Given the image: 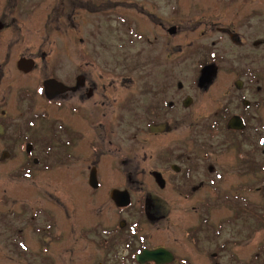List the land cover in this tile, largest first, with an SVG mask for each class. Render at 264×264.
Segmentation results:
<instances>
[{
  "label": "flooded vegetation",
  "instance_id": "obj_1",
  "mask_svg": "<svg viewBox=\"0 0 264 264\" xmlns=\"http://www.w3.org/2000/svg\"><path fill=\"white\" fill-rule=\"evenodd\" d=\"M124 1L53 0L48 11L47 0H0V225L4 226L0 232L6 234L10 260L24 258L26 264H59L48 256L49 248L64 243V231L69 227L74 245L70 261L64 264H157L141 259L145 252L160 249L172 255L165 256L164 264H195L190 254H180L178 241L170 245L154 243L171 212V203L164 194L168 190L190 198L199 188L192 181L199 167H204L207 176L204 184L214 189L211 197L201 199L198 209L204 214L219 204L230 203V209L264 212L260 203L263 198H256L261 206H255L244 194L253 188L250 184L249 188L240 186L234 202L226 199L232 197L224 193L222 182H218L221 166L212 156L208 157L213 146L207 143L195 145L193 154L179 155L176 162L172 146L158 150L155 159L166 167L149 170V192L137 187L138 181L126 174L124 167L130 159L123 147L122 126L128 115L140 121V101L134 96L143 90L142 66L136 67V78H127L123 72H112L110 65L94 63L91 52L80 45L87 43L88 34L94 40L100 24L95 16L110 17L118 3L127 5ZM170 1V18L178 22L168 28V46L189 28L183 26L185 19L202 22L210 7L218 18L234 13V22L227 21L230 24H218L215 30L200 33L198 43L185 52L203 55L199 70L211 66L217 71L225 66L234 70V104L228 99L227 104L210 112L205 117L215 120L210 128L209 124L205 127L210 134L226 130L222 145L234 148V161L246 165L242 177L251 175L257 179L244 182H257L255 187L264 196V0H214L212 4L203 0L192 4ZM129 5L139 14L147 13L143 3ZM157 8L155 1L149 11L151 24H156ZM87 18L85 25L83 20ZM61 28L65 32L57 46H48L46 36L50 39L53 33L62 34ZM172 28L176 30L174 34L169 33ZM208 32L215 37L209 45L214 59L209 62L204 58L208 45L205 39L202 41ZM77 36L82 38L78 46ZM227 47L234 49V57L228 58ZM66 53H72L78 61L67 62ZM171 61L167 64L169 70L174 66ZM127 81L134 84V93H126ZM203 90L207 92L206 87ZM145 93L153 92L146 88ZM173 106L172 102L158 100L144 106L142 115L151 120L147 125L149 133L152 126L174 121V117H166ZM186 111L184 114L196 113ZM233 118L234 129L230 130L228 125ZM145 133L137 127L130 139L143 148L149 144L147 138L154 135L147 133L142 139ZM106 156L113 157L114 174L110 176L106 175ZM155 172L161 174L163 187L156 183ZM63 180L72 183L69 191L63 192ZM47 181L60 190H44ZM10 184L14 185L12 189ZM141 189L143 192L136 194ZM114 190L128 191L130 206L118 207L111 197ZM199 229L202 237L203 227ZM208 229L210 233L202 239H214L216 245L213 250L202 245L200 264H234V239L218 245L223 226ZM186 241L189 243V239ZM43 245L41 250L39 246ZM34 255L40 260L34 261Z\"/></svg>",
  "mask_w": 264,
  "mask_h": 264
},
{
  "label": "rangeland",
  "instance_id": "obj_2",
  "mask_svg": "<svg viewBox=\"0 0 264 264\" xmlns=\"http://www.w3.org/2000/svg\"><path fill=\"white\" fill-rule=\"evenodd\" d=\"M155 1L158 5L157 17L155 18L156 24H151L149 11ZM178 1L175 0L173 4L178 3ZM193 1L197 2L198 0H182L181 2L192 4ZM212 1L214 0H203V3L212 4ZM52 2L53 0H47L46 8L48 11L52 6ZM130 2L143 3L144 7L147 8V13L139 14L135 7L129 5ZM123 3L127 5L119 6L118 3V6L110 13V17L95 16V19L100 24L93 41L90 39L89 34H85L86 28L82 32L86 35L87 43L85 41L84 44L79 43V41H82L81 36L75 38L77 46L80 44L91 52L94 63L110 65L114 73L123 72V75L127 78H136L139 72L135 69L138 64L142 66L140 68V86L143 90L142 93L134 96L136 100L140 101L141 118L140 121H137L136 118L128 115L126 123L122 126V128H125L123 147L126 149L127 155H131L130 157L128 156L130 160L126 161L124 167L126 174L133 176L134 180L138 181L135 183L137 187L144 188L143 191L149 192L152 187L147 178L149 170L165 169L166 167V165L155 159V154L158 150L172 146L174 162H176L179 155L193 154L195 151L191 149H194L195 145L207 143L213 146V149L209 151L208 157L212 156L210 158L213 161L216 160L215 163H219L221 166L218 173V182H222L224 193H229V196L232 197V199H226L234 202V195L237 194L240 186L247 185L249 188L251 185L253 188H249L250 192L244 194L249 196L248 200L253 205L261 206L262 204L264 206V200L260 202L261 204L256 201V198L258 200L260 198L264 199L262 191H257L255 187L258 183L244 182V180L256 181L257 179L251 175L244 179L242 170L243 168L246 170V165L234 161V148H226L222 145L226 137V130H219L220 132L218 133L213 131L211 134L206 131H210L209 128L215 119L205 116L217 110L220 105L227 104L226 101L228 99L234 100V70H229L226 66L222 71L212 69V66L199 70L198 62L200 58H203V55L193 52L188 55L186 54L187 51L185 52L188 47L193 46L192 44L195 46L198 43L196 40L201 36L200 33L215 30L218 24L234 22V13H229L230 17L218 18V14H215V9L210 7L211 11H207L206 18L204 17L202 22L192 21L193 18L191 17L187 18L185 23H183L184 27L189 26L187 31L168 46L166 40L167 37H170L167 32L168 28L178 22V20L173 21L170 18L169 10L172 4L170 0H125ZM83 22L85 25L88 24L89 18L83 20ZM75 28H79H77V24ZM60 31L62 34L53 33L50 39H47L46 36L45 39L49 41L48 46H57L56 42H59L61 35L65 32L64 28H61ZM138 32L141 33V36L138 35ZM209 32L206 34L207 38L202 39V41L205 39V43L208 45V51L204 55L208 62L214 59V56L209 53V45L215 40V37L210 36ZM150 42L152 44H149ZM227 48L230 51L228 58L234 57V49ZM71 54L66 53L64 55L69 58L67 62H77V57ZM169 61L174 62L172 70H169L167 65ZM128 82L126 93H134V84ZM129 85L130 87H128ZM205 87L207 92L203 90ZM146 88L152 89L153 93H145ZM200 88L202 90L199 92ZM229 88L230 94L227 93ZM156 100L173 103L175 107L173 106L174 109L169 108L168 112L170 113L166 117L170 115L174 117V121L167 120L159 123L154 127L157 130L149 133L147 125L151 120L145 114L142 115V111L148 102ZM188 100H192V103L186 106ZM232 104H234V101ZM186 110L196 113L184 114L187 112ZM110 111H114L113 106ZM171 111L173 112L171 113ZM109 115L112 116L113 114ZM207 124H209V128L205 127ZM137 127L146 132L142 134V139L147 133L154 134L147 138L149 144H146L143 148H140L141 146H138L134 140L130 139ZM134 150H137L138 154H130V152L134 153ZM212 152H215V154H212ZM111 159L113 157L106 156L104 158L107 176L114 174L111 170ZM182 164L184 165V163ZM219 174L222 178H220ZM254 175L257 176L256 173ZM205 177L207 176L205 175L204 167H199L198 171L194 172L192 181L196 182L199 188L190 198L181 194H178L179 198H177L178 196L173 192L166 191L164 196L171 203V212L167 215L168 219L164 222L162 234L157 237L154 244L170 245L173 241H178L180 254H190L195 264H200L203 261V257L200 254L202 245H207L209 250H213L216 245V240L211 239L209 242H205L202 239L203 236L205 233H210L208 228L215 229L217 226H223L222 237L217 240V244L220 245L225 240L234 239V264H264V212L251 213L237 209L236 211L233 208L230 209L233 206L230 203V205L219 204L217 205L218 208L214 207L210 209L209 213L204 214L205 212L202 209H198L201 199L211 197L214 190L204 184ZM178 178L180 181L182 180L181 177ZM111 184L115 183L112 182ZM71 185V182L63 180V192L69 191ZM13 186V184H10L9 188L12 189ZM43 187L44 190L48 191H52V189L60 190L59 187H55L53 183L48 181ZM142 189L137 190L136 194L142 193ZM62 196L64 200L65 195ZM200 226L204 230L202 237ZM2 228L4 226L0 225V229ZM64 232L66 233L64 243L59 246H50L49 250L51 253L47 254L56 262L58 261L59 264L70 261L71 250L74 245V238L70 234V228L68 227ZM0 235V264H26L24 258L9 259V247L5 245L6 234L0 232ZM186 239H189V243ZM32 245L35 246L36 244ZM39 248L42 250L45 245L39 246ZM21 249L23 250L22 247ZM257 254L260 255L258 259L255 256ZM33 257L34 261L40 260L35 255Z\"/></svg>",
  "mask_w": 264,
  "mask_h": 264
},
{
  "label": "water",
  "instance_id": "obj_3",
  "mask_svg": "<svg viewBox=\"0 0 264 264\" xmlns=\"http://www.w3.org/2000/svg\"><path fill=\"white\" fill-rule=\"evenodd\" d=\"M175 31L176 30L174 28H172L169 30V33L174 34ZM229 128L234 129V119H232L231 122L229 123ZM153 130L155 131L157 129H153ZM153 176H154L157 184H159L161 187H163L164 180L162 179L161 174L155 172L153 174ZM91 184H94V182L91 181ZM112 199L116 202V204L119 207H127L130 205V196H129V193L127 191H124V192L117 191V190L113 191L112 192ZM167 255L169 256L171 254L168 252H165L164 250H158L155 252H145L143 254L144 259H141V260L142 261L150 260V261H155L157 264H162V263L167 262V260L165 258V256H167Z\"/></svg>",
  "mask_w": 264,
  "mask_h": 264
},
{
  "label": "snow or ice",
  "instance_id": "obj_4",
  "mask_svg": "<svg viewBox=\"0 0 264 264\" xmlns=\"http://www.w3.org/2000/svg\"><path fill=\"white\" fill-rule=\"evenodd\" d=\"M262 143H264V141H262Z\"/></svg>",
  "mask_w": 264,
  "mask_h": 264
}]
</instances>
